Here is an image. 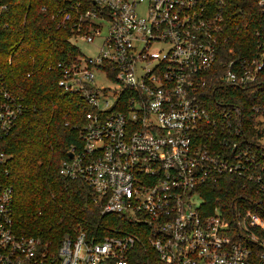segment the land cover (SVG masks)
Wrapping results in <instances>:
<instances>
[{
    "label": "built area",
    "instance_id": "2783aa9c",
    "mask_svg": "<svg viewBox=\"0 0 264 264\" xmlns=\"http://www.w3.org/2000/svg\"><path fill=\"white\" fill-rule=\"evenodd\" d=\"M251 1L264 22V0ZM57 2L56 28H69L74 45L97 49L74 65L53 66L58 88L79 96L85 109L80 144L61 176L86 182L103 216L146 228L164 264H264V116L253 129L260 139L246 137L242 108L222 96L264 89L260 34L246 58L226 60L229 0ZM8 9L9 0H0V19ZM25 112L0 68V143ZM9 159L0 151V264H46L41 241L14 231ZM224 175L255 186L258 199L207 215L199 190ZM140 242L120 228L102 240L80 232L64 239L52 264H132Z\"/></svg>",
    "mask_w": 264,
    "mask_h": 264
},
{
    "label": "trees",
    "instance_id": "16d2710c",
    "mask_svg": "<svg viewBox=\"0 0 264 264\" xmlns=\"http://www.w3.org/2000/svg\"><path fill=\"white\" fill-rule=\"evenodd\" d=\"M229 3L223 57L244 59L255 49L257 32L264 40V22L251 0ZM58 5L57 0H9V9L0 19V68L7 86L26 107L16 129L0 143V151L10 158L6 183L14 193V231L20 237L39 239L46 264H52L64 239L84 232L102 240L112 235V228H120L140 237L130 254L132 264H164L147 243L146 228L129 225L114 215L103 216L102 206L86 182L60 174L71 147L80 144L85 109L79 96L58 88L60 71L53 66L74 65L82 55L70 40L71 30L57 29L52 22ZM252 95L238 89L222 96L224 103L242 108L244 135L260 139L253 129L261 126L257 118L264 112L253 114L252 107L264 106V89ZM213 99L218 100L217 94ZM215 179L217 182L199 190L207 215L216 209L229 213L233 204L241 209L251 207L250 202L258 199L256 187L238 177Z\"/></svg>",
    "mask_w": 264,
    "mask_h": 264
},
{
    "label": "rangeland",
    "instance_id": "374dc122",
    "mask_svg": "<svg viewBox=\"0 0 264 264\" xmlns=\"http://www.w3.org/2000/svg\"><path fill=\"white\" fill-rule=\"evenodd\" d=\"M76 47H78L81 53H83L87 57H93L97 53L96 47L90 46L86 44L84 41L77 42ZM98 82L99 84L104 83L101 79H98Z\"/></svg>",
    "mask_w": 264,
    "mask_h": 264
},
{
    "label": "water",
    "instance_id": "95a60500",
    "mask_svg": "<svg viewBox=\"0 0 264 264\" xmlns=\"http://www.w3.org/2000/svg\"><path fill=\"white\" fill-rule=\"evenodd\" d=\"M70 156V158H73V156L72 155H69Z\"/></svg>",
    "mask_w": 264,
    "mask_h": 264
}]
</instances>
